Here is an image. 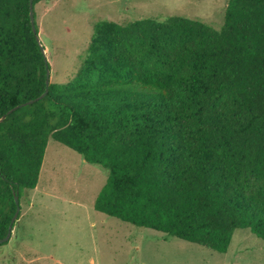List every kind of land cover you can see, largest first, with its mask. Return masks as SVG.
Returning a JSON list of instances; mask_svg holds the SVG:
<instances>
[{"label":"trees","instance_id":"trees-1","mask_svg":"<svg viewBox=\"0 0 264 264\" xmlns=\"http://www.w3.org/2000/svg\"><path fill=\"white\" fill-rule=\"evenodd\" d=\"M29 2L0 0V239L53 139L108 171L98 212L219 253L237 229L264 240V0H229L219 30L97 22L75 77L49 86Z\"/></svg>","mask_w":264,"mask_h":264},{"label":"rangeland","instance_id":"rangeland-1","mask_svg":"<svg viewBox=\"0 0 264 264\" xmlns=\"http://www.w3.org/2000/svg\"><path fill=\"white\" fill-rule=\"evenodd\" d=\"M229 0H42L35 6L50 82L66 84L80 68L97 22L121 25L180 16L219 30ZM108 171L50 139L38 185L20 199L0 264H264V240L235 230L226 253L98 212Z\"/></svg>","mask_w":264,"mask_h":264},{"label":"water","instance_id":"water-1","mask_svg":"<svg viewBox=\"0 0 264 264\" xmlns=\"http://www.w3.org/2000/svg\"><path fill=\"white\" fill-rule=\"evenodd\" d=\"M29 7H30V21H31L32 30H33L34 34L36 35V39H37L38 43L40 44V49H41V52H42V54H43V56L45 58L46 64H48V60H47V57H46L45 48H44V46H43V44L41 42V39L39 37V33L37 32V29H36L35 18H34V9H33V0H30ZM49 84H50V69H47V73H46V85L49 86ZM45 94H46V92L44 94H42L41 96L37 97L36 99L30 100V101H28L27 103H25V104H23L21 106L30 105V104H33V103H35L37 101H40L42 98H44ZM21 106H17L15 108L11 109L8 112V114L14 112L15 110H17ZM5 118H6V115H3L0 118V123H2ZM15 203H16V212H15V214H14L12 220H11L8 233H7V235H6L5 238L0 239V244H3L5 242H8L11 239L13 225L16 223V221L18 219V215L20 213V200H19L18 195H15Z\"/></svg>","mask_w":264,"mask_h":264}]
</instances>
